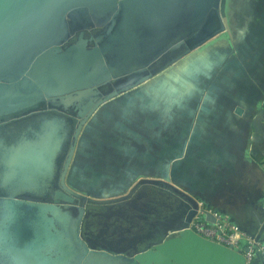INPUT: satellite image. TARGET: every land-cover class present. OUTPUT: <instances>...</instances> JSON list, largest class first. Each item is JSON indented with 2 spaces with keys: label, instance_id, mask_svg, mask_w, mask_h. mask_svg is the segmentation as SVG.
Segmentation results:
<instances>
[{
  "label": "water",
  "instance_id": "1",
  "mask_svg": "<svg viewBox=\"0 0 264 264\" xmlns=\"http://www.w3.org/2000/svg\"><path fill=\"white\" fill-rule=\"evenodd\" d=\"M223 2L0 0V264L245 263L247 247L189 228L198 202L166 180L140 178L126 194L103 199L65 184L91 113L223 31ZM91 16L103 29L85 36ZM76 32L79 39L65 45ZM102 87L110 91L100 95ZM144 185L161 186L168 200L175 193L186 215L153 238L121 220L93 227L90 209L118 205ZM205 219L214 222L207 212ZM255 239L264 245L260 234ZM262 257L251 264H264Z\"/></svg>",
  "mask_w": 264,
  "mask_h": 264
},
{
  "label": "rangeland",
  "instance_id": "2",
  "mask_svg": "<svg viewBox=\"0 0 264 264\" xmlns=\"http://www.w3.org/2000/svg\"><path fill=\"white\" fill-rule=\"evenodd\" d=\"M223 14V31L91 113L65 175L71 190L103 199L126 194L140 178L161 179L212 208L240 153L231 147L254 140L264 168V0H224ZM102 29L94 22L84 33Z\"/></svg>",
  "mask_w": 264,
  "mask_h": 264
},
{
  "label": "crops",
  "instance_id": "3",
  "mask_svg": "<svg viewBox=\"0 0 264 264\" xmlns=\"http://www.w3.org/2000/svg\"><path fill=\"white\" fill-rule=\"evenodd\" d=\"M237 131L245 135L239 130L234 131L235 135ZM253 144L254 140L251 147L245 144L242 145L243 149L238 145L231 147L239 149L240 153L235 152L231 159L232 169L228 176L222 177L215 203L210 205L227 217L239 231L254 237L260 234L264 240V168L257 163L263 155L251 152L255 147ZM155 202L160 203L159 200Z\"/></svg>",
  "mask_w": 264,
  "mask_h": 264
},
{
  "label": "flooded vegetation",
  "instance_id": "4",
  "mask_svg": "<svg viewBox=\"0 0 264 264\" xmlns=\"http://www.w3.org/2000/svg\"><path fill=\"white\" fill-rule=\"evenodd\" d=\"M94 20V16H91L89 20L84 19V22L93 24ZM75 35L77 37L78 33ZM163 191V188L159 185H144L138 189L139 196L136 192L133 193V197L118 203V205L113 204V206L105 208L96 206L90 209L94 223L93 227L107 226L108 223L117 225L118 221L121 220V222H129L132 229H149L153 232L151 238L157 236L167 226H174L177 220L187 213L177 209L175 193L169 192L170 200H168L162 193ZM155 200H159L160 203H156ZM144 211H148L146 219L143 218ZM112 220L115 221L112 222Z\"/></svg>",
  "mask_w": 264,
  "mask_h": 264
},
{
  "label": "built area",
  "instance_id": "5",
  "mask_svg": "<svg viewBox=\"0 0 264 264\" xmlns=\"http://www.w3.org/2000/svg\"><path fill=\"white\" fill-rule=\"evenodd\" d=\"M206 212L212 215L214 222L205 219ZM189 228L201 237L235 250H242L247 247L248 250L243 252L244 264H251L256 253L264 257V245L260 241H257L254 236L239 231L227 217L212 208L198 207L189 222Z\"/></svg>",
  "mask_w": 264,
  "mask_h": 264
}]
</instances>
